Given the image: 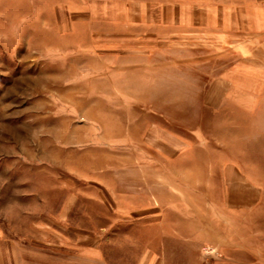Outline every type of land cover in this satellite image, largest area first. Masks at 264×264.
Masks as SVG:
<instances>
[{"label":"rangeland","instance_id":"rangeland-1","mask_svg":"<svg viewBox=\"0 0 264 264\" xmlns=\"http://www.w3.org/2000/svg\"><path fill=\"white\" fill-rule=\"evenodd\" d=\"M236 1L0 0V227L30 257L264 264L263 10Z\"/></svg>","mask_w":264,"mask_h":264},{"label":"crops","instance_id":"crops-1","mask_svg":"<svg viewBox=\"0 0 264 264\" xmlns=\"http://www.w3.org/2000/svg\"><path fill=\"white\" fill-rule=\"evenodd\" d=\"M249 1L250 4L248 5V8L253 10L254 13L256 9L263 10L262 19L264 24V0H249ZM239 5H240V0H237L236 2H233L231 9L234 10L240 9ZM255 14L254 17H256ZM232 19L233 21L234 19L236 21L237 17L234 16ZM190 148L194 149L192 146H190ZM214 163L219 168L220 171L219 173L221 175L222 180L227 183V186L230 185L227 187V189L231 187L237 188L241 183H246L248 187V193L247 195L242 196L245 204L243 208H245V206L247 208L255 207L257 201L260 200V196L258 195V192L261 195V186L257 181H254L252 175L251 174L246 175L245 172L242 171L243 167L239 164L238 160L236 159H231L227 161L219 160L218 162L214 161ZM152 197H153L152 199H154L153 194ZM240 198L241 196L239 190L233 192H224L222 195V200L233 201L237 209H239L240 207L239 205ZM51 229L52 228L50 225L43 226L37 223L33 227L32 226L27 227V233L28 232L31 233V231H33V233L39 234L38 237L39 239L37 240H43L41 238H46L45 234L51 233L52 232ZM24 233L25 232L23 231V235ZM28 238L29 237H25V235L21 236V234H18L17 232L13 233L11 231H8V233H5V230L2 227H0V264H108L107 258L101 254L99 247L94 245L87 246L84 248L73 246L76 247L78 250V252H76L77 257L75 256L65 257L63 253H61L62 250H64V245H63L64 242H60L59 245L61 246H59L60 247L59 250L56 249L55 252H51L52 255L50 254V256H48L47 253L46 255H43V253H41L40 250L39 255H36L38 257L37 258L39 260L38 261L33 259L34 257H30L32 253L30 247L32 246L33 241L28 240ZM66 245L69 246V244ZM71 250H73V252L76 251V249L75 250L71 249Z\"/></svg>","mask_w":264,"mask_h":264}]
</instances>
